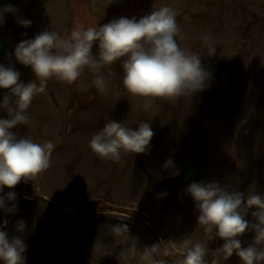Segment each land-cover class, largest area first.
I'll list each match as a JSON object with an SVG mask.
<instances>
[{
    "label": "rangeland",
    "instance_id": "obj_1",
    "mask_svg": "<svg viewBox=\"0 0 264 264\" xmlns=\"http://www.w3.org/2000/svg\"><path fill=\"white\" fill-rule=\"evenodd\" d=\"M7 3L33 21L24 29L13 16L6 17L0 38L15 44L46 28L66 35L73 28L96 27L121 16L139 19L170 7L180 28L177 43L198 53L214 75L202 93L171 98L131 95L121 61L99 74L85 68L72 84L48 80L45 93L28 109L29 123L14 131L35 142H52L50 166L16 186L14 191L23 195L17 215L0 213L10 236L16 220L27 222L26 264H143V248L158 242L134 216L159 237L156 258L163 264V253L173 264H183L194 243L208 250L207 264H239L235 255L224 260L214 253L223 241L197 223L195 205L184 190L193 180L207 179L246 193L264 192V0H0V5ZM93 54H98L96 45ZM0 63L15 62L5 54ZM15 67L24 82L35 78L29 68ZM100 74L108 81L106 94L93 85ZM230 81L234 92L227 96ZM5 92L0 90V96ZM0 117L7 113L0 111ZM109 120L130 128L152 124L149 152H122L123 165L92 152V135ZM169 158L178 168L195 166V175L187 181L172 177L163 168ZM161 192L168 195L158 199ZM92 209L84 216L73 214ZM253 235H243L244 246Z\"/></svg>",
    "mask_w": 264,
    "mask_h": 264
},
{
    "label": "clouds",
    "instance_id": "obj_2",
    "mask_svg": "<svg viewBox=\"0 0 264 264\" xmlns=\"http://www.w3.org/2000/svg\"><path fill=\"white\" fill-rule=\"evenodd\" d=\"M9 15L24 29L33 23L21 15L18 7L7 3L0 5V28ZM179 35L176 13L164 6L139 19L121 16L96 27L73 28L66 35L46 28L30 39L17 42L12 52L7 53L15 63H0V90H6L0 96V111L7 113V118L0 117V213L17 215L16 186L50 166L52 142H35L14 131L29 123L28 109L36 96L45 93L48 80L55 78L72 84L85 68L99 74L104 66L121 61L123 84L133 96H194L211 86L214 75L202 65L198 53L186 52L179 46ZM94 45L98 46L96 55ZM15 64L29 68L35 78L24 82ZM93 85L101 93L108 92V81L102 74L96 75ZM149 107L145 103V110ZM154 134L152 124L146 121L130 128L120 121L109 120L92 135L89 148L99 157L123 165L122 152L147 154ZM163 168L172 177L180 175L181 170L171 158ZM5 188L9 189L6 193ZM184 191L195 205L197 223L204 226L211 238L223 241L214 253L221 254L224 260L235 255L239 264H264V192L246 193L220 181L195 180ZM167 195L161 192L157 198ZM7 225L8 220L0 217V264H26L24 234L28 224L23 218L16 220L15 234L11 236ZM245 233L254 234L247 246L242 241ZM158 248V243L143 248V264H163L156 258ZM207 251L201 243H194L183 264H207Z\"/></svg>",
    "mask_w": 264,
    "mask_h": 264
},
{
    "label": "water",
    "instance_id": "obj_3",
    "mask_svg": "<svg viewBox=\"0 0 264 264\" xmlns=\"http://www.w3.org/2000/svg\"><path fill=\"white\" fill-rule=\"evenodd\" d=\"M13 46H14V42L11 39L6 38V37L0 39V59L4 53L12 50ZM179 169L181 170L179 177L183 180L190 179L195 174V171H196L195 167H193L191 165H187V164L182 165ZM202 182L207 183L206 180H203ZM20 197H21V195H18V198H20ZM34 198L42 201L43 203H48L54 207V205L51 202L47 201L43 197L36 196ZM98 211H103V210H98ZM88 212H95V211H88ZM88 212H80V213H77L75 216L83 215V214L88 213Z\"/></svg>",
    "mask_w": 264,
    "mask_h": 264
},
{
    "label": "bare ground",
    "instance_id": "obj_4",
    "mask_svg": "<svg viewBox=\"0 0 264 264\" xmlns=\"http://www.w3.org/2000/svg\"><path fill=\"white\" fill-rule=\"evenodd\" d=\"M229 84H231V81H230L229 83H227V84L225 85V88H224V90H225L227 96H230V94H231L232 92H234V86H232V89H231L230 86H228Z\"/></svg>",
    "mask_w": 264,
    "mask_h": 264
}]
</instances>
